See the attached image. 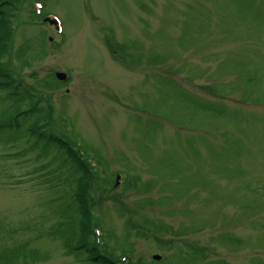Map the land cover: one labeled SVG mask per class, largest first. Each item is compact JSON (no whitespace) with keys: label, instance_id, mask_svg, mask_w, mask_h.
<instances>
[{"label":"rangeland","instance_id":"1","mask_svg":"<svg viewBox=\"0 0 264 264\" xmlns=\"http://www.w3.org/2000/svg\"><path fill=\"white\" fill-rule=\"evenodd\" d=\"M11 23L0 62L20 100L0 112H52L0 132V254L23 252L10 264H88L56 228L71 164L27 132L45 119L98 173L101 254L264 264V0H21Z\"/></svg>","mask_w":264,"mask_h":264},{"label":"trees","instance_id":"2","mask_svg":"<svg viewBox=\"0 0 264 264\" xmlns=\"http://www.w3.org/2000/svg\"><path fill=\"white\" fill-rule=\"evenodd\" d=\"M20 4L21 0H0V59L8 54L9 43L12 38L11 21ZM14 93H17L16 86L11 79L8 67L0 62V103H4V99L11 101L15 106L20 99L14 97ZM45 111H47L48 115L51 114L50 107H45V109H43L39 106H32L30 110L18 112L15 115L11 114L9 108L5 110L2 109L0 112V132L17 133L21 127V123L19 122L20 116H27L32 113L41 114L42 116ZM48 126L49 121H47V119L44 121L38 120L32 122V125L27 128V132L30 136L36 137L37 140L46 147L61 152L65 156V159L71 164L70 172L73 176L74 189L70 192V201L66 208L67 210L64 209L62 214L58 215L61 221L56 227L57 231L60 230L59 225L65 220V228L61 231L65 255L79 259L88 264H133L131 258L126 256L132 251L129 248L122 251L117 259H112V257L101 254L97 250L95 240H92V237L96 238V232L92 225L90 208L88 209V195L86 196L85 194L86 191L88 194L91 179H95L93 171L89 168L86 161L78 156L77 150L71 146L68 141L62 139L54 132H51ZM112 183L114 184L113 181ZM112 183L106 180L98 184L96 181L94 185H97V187L100 186L101 188L102 186L105 187L107 184L110 185ZM101 238L103 239L102 236ZM97 241L99 240L96 238V242ZM105 244V241L102 240L101 246ZM186 249L188 251V258L191 257L192 259H196L202 257L204 254L203 251L198 248L187 247ZM21 253L23 254L20 249L13 247L9 249L5 255L0 254V263L10 264L16 261L17 258H21Z\"/></svg>","mask_w":264,"mask_h":264},{"label":"water","instance_id":"3","mask_svg":"<svg viewBox=\"0 0 264 264\" xmlns=\"http://www.w3.org/2000/svg\"><path fill=\"white\" fill-rule=\"evenodd\" d=\"M46 21H47V20H45V22H46ZM56 78H57L58 80H60V81L65 80V76H64L63 74H60V73L56 74ZM153 259H154V260H158L159 257L154 256Z\"/></svg>","mask_w":264,"mask_h":264}]
</instances>
